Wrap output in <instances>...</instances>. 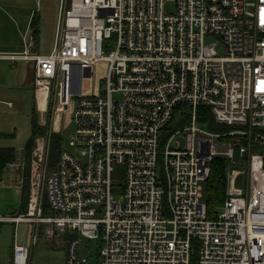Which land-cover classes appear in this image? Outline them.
<instances>
[{
	"label": "built area",
	"instance_id": "obj_1",
	"mask_svg": "<svg viewBox=\"0 0 264 264\" xmlns=\"http://www.w3.org/2000/svg\"><path fill=\"white\" fill-rule=\"evenodd\" d=\"M28 29L0 59L32 61L39 109L60 119L34 138L24 210L0 212L14 235L28 227L14 264L60 232L73 234L64 264H264V0H60L45 54ZM177 110L181 126L166 132ZM69 112V147L49 168ZM216 155L225 191L209 210L202 181Z\"/></svg>",
	"mask_w": 264,
	"mask_h": 264
},
{
	"label": "rangeland",
	"instance_id": "obj_2",
	"mask_svg": "<svg viewBox=\"0 0 264 264\" xmlns=\"http://www.w3.org/2000/svg\"><path fill=\"white\" fill-rule=\"evenodd\" d=\"M60 0H0V51L18 52L25 47L23 31L29 22L34 11L39 17V36L34 49L39 53H48L55 44L56 21ZM28 36L31 30H27ZM30 61V60H29ZM22 59H0V100L10 101L12 105L0 102V146H13L19 154L23 151L25 144L31 134V120L35 112L37 123H45L48 119V112L39 109L38 101L34 96V84L29 76V68L32 70V61ZM77 91L75 83L69 87V92ZM68 94L67 90L62 93ZM115 97H119L115 95ZM52 103V99H50ZM187 110V107H185ZM65 115L62 117L61 147L68 148L70 137L74 131V123ZM188 113V110H187ZM52 114H54L52 112ZM57 116V115H56ZM182 120L181 111L177 110L174 118L166 126L165 131H172L180 127ZM189 122H184L188 124ZM203 127L207 128L205 125ZM48 131L49 126H45ZM179 146L186 145L183 134L177 135ZM253 150H255L253 148ZM216 157H224L216 155ZM225 158V157H224ZM116 179L121 180L115 174ZM235 185H241V177L234 181ZM202 201H207L206 181H202ZM21 204V190L6 175L0 180V212L15 213ZM215 210L220 205H214ZM25 223H19L14 237L21 241L22 230ZM73 235V234H72ZM68 233L60 232L54 238H46L39 235L30 249L29 264H64ZM13 241V228L11 223L0 224V264H11V252ZM92 247L93 240L81 239L77 248Z\"/></svg>",
	"mask_w": 264,
	"mask_h": 264
},
{
	"label": "trees",
	"instance_id": "obj_3",
	"mask_svg": "<svg viewBox=\"0 0 264 264\" xmlns=\"http://www.w3.org/2000/svg\"><path fill=\"white\" fill-rule=\"evenodd\" d=\"M39 17L34 11L29 19L28 26L32 33V38L34 40V44L37 45L38 43V36H39ZM34 47V46H33ZM64 97V96H63ZM201 108H199L198 117L200 122L208 124L212 126L211 122V115L207 110L205 111L204 116H201ZM50 113V111H49ZM45 126L37 123L35 112L33 113V117L31 120V134L23 148L26 163L29 161L30 151L33 145L34 138L38 135H42L45 131ZM50 146H49V165L48 167L51 168L54 165L55 158L57 153L60 150V142H61V135L58 133H51L50 135ZM15 158V148L13 146H0V179L3 174V170L7 162L14 160ZM210 172L209 176L207 177L206 181V194H207V207L208 209H212L214 205L219 203L224 197L225 191V173H226V159L224 157H214L210 163ZM24 184L21 189L23 204L19 207V211L24 210L26 196L28 191V168L26 165V172L24 175Z\"/></svg>",
	"mask_w": 264,
	"mask_h": 264
},
{
	"label": "crops",
	"instance_id": "obj_4",
	"mask_svg": "<svg viewBox=\"0 0 264 264\" xmlns=\"http://www.w3.org/2000/svg\"><path fill=\"white\" fill-rule=\"evenodd\" d=\"M28 25V24H27ZM27 27V26H26ZM30 29V28H29ZM31 36H32V33H31ZM35 47H33V48H31L33 51H37V50H35L34 49ZM13 60H16V59H13ZM23 60V59H22ZM24 60H27V59H24ZM27 61H29V60H27ZM30 62V61H29ZM29 76H30V79H32V81H33V62H32V70L29 68ZM0 102H4L5 104H7V106L8 105H12L11 103L10 104H8L7 102L8 101H2V100H0ZM38 104H39V107L41 108V107H43L40 103H39V99H38ZM42 111V110H41ZM47 113V112H46ZM51 119V120H50ZM49 120H50V122H49ZM51 124H53L54 125V127H57L58 125H57V122H56V116H55V114H53V116H52V113H48V119H47V121L45 122V123H42L41 125H43V126H46V125H50L51 126ZM1 135V134H0ZM17 160H18V153L15 151V158H14V160H12V161H10V162H7V164L5 165V167H4V170H3V174H2V177L4 176V175H6L7 177H8V179L9 180H11L14 184H17L18 186H19V188H20V190L22 189V187H23V184H24V182H25V178H24V175H25V172H26V169L24 170V172L20 169V167L18 166V165H16L15 163L17 162ZM25 161V160H24ZM10 163H14V165L13 166H10ZM28 163H26L25 162V165H27ZM2 177H1V179H2ZM20 177L22 178L21 180V183H20ZM12 178V179H11ZM0 179V180H1ZM23 204V198H22V192H21V204H20V206ZM3 224V223H2ZM12 225V224H11ZM12 228H13V241H12V247H13V242H14V227H13V225H12ZM27 225L25 224L24 225V227H23V230H22V236L23 235H25V231L27 230ZM22 240V239H21ZM31 247H32V245H31ZM31 247H30V249H31ZM29 256H30V252H29ZM28 261H29V258H28ZM11 264H14L13 262H12V252H11ZM27 264H29L28 262H27Z\"/></svg>",
	"mask_w": 264,
	"mask_h": 264
},
{
	"label": "bare ground",
	"instance_id": "obj_5",
	"mask_svg": "<svg viewBox=\"0 0 264 264\" xmlns=\"http://www.w3.org/2000/svg\"><path fill=\"white\" fill-rule=\"evenodd\" d=\"M41 89H42L41 87L38 88L37 97L39 99V103L44 107V105H45V89L44 90H41Z\"/></svg>",
	"mask_w": 264,
	"mask_h": 264
},
{
	"label": "water",
	"instance_id": "obj_6",
	"mask_svg": "<svg viewBox=\"0 0 264 264\" xmlns=\"http://www.w3.org/2000/svg\"><path fill=\"white\" fill-rule=\"evenodd\" d=\"M57 116H56V122H57V125L59 124V119H60V116H59V114H56Z\"/></svg>",
	"mask_w": 264,
	"mask_h": 264
}]
</instances>
